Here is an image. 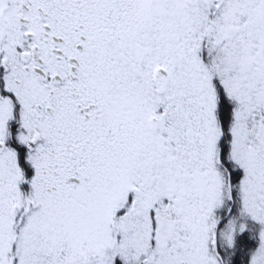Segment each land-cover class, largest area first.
<instances>
[{"label":"snow or ice","instance_id":"snow-or-ice-1","mask_svg":"<svg viewBox=\"0 0 264 264\" xmlns=\"http://www.w3.org/2000/svg\"><path fill=\"white\" fill-rule=\"evenodd\" d=\"M0 264H264V0H0Z\"/></svg>","mask_w":264,"mask_h":264}]
</instances>
